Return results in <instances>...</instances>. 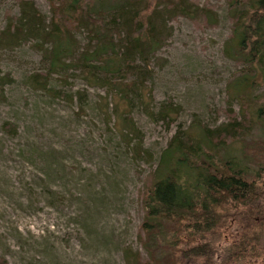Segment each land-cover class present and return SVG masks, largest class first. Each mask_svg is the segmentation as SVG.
<instances>
[{"label":"rangeland","instance_id":"rangeland-1","mask_svg":"<svg viewBox=\"0 0 264 264\" xmlns=\"http://www.w3.org/2000/svg\"><path fill=\"white\" fill-rule=\"evenodd\" d=\"M195 3L212 17L177 15L169 21L170 34L147 65L150 75L140 79L146 109L129 107L115 91L88 84L73 69L49 78L72 98L34 90L26 79L47 67L41 47L0 48V75L12 78L0 90V257L7 264H127L125 250L148 258L136 236L145 177L179 126L214 127L227 120L223 108L238 112L229 85L247 69L230 52L226 0ZM35 4L49 16L44 0ZM7 10L17 15V1L0 0V31ZM77 37L82 43L83 35ZM250 75L257 80L252 94L260 95L264 68H252ZM118 81L125 87L135 78ZM83 89L80 102L75 92ZM165 102L173 106L172 121L148 114ZM123 115L142 138L139 155L131 148L138 136L120 139ZM5 121L15 124L16 134L3 130ZM245 230L224 231L219 243ZM196 259L192 264L201 262Z\"/></svg>","mask_w":264,"mask_h":264},{"label":"trees","instance_id":"trees-1","mask_svg":"<svg viewBox=\"0 0 264 264\" xmlns=\"http://www.w3.org/2000/svg\"><path fill=\"white\" fill-rule=\"evenodd\" d=\"M16 1L18 14L6 11L0 48L41 47L47 67L26 79L34 90L72 98L49 78L73 69L88 84L115 91L131 108L149 105L142 99L140 79L150 75L147 65L169 36V21L177 15L212 17L197 0H44L49 16L35 0ZM226 2L232 58L247 64L228 88L239 110L223 108L227 120L214 127L177 128L138 193L143 218L136 236L148 258L125 250L127 264H192V258L199 264H255L264 259V92L252 94L257 80L250 75L252 68H264V0ZM129 75L135 81L122 86L118 80ZM11 81L10 73L0 75V90ZM75 94L82 102L85 89ZM172 109L165 102L148 114L172 121ZM120 121V139L138 136L129 115ZM2 128L17 133L12 122ZM141 141L139 135L131 146L138 155ZM241 228H246L243 236L219 243L224 231ZM0 264L7 263L0 257Z\"/></svg>","mask_w":264,"mask_h":264}]
</instances>
